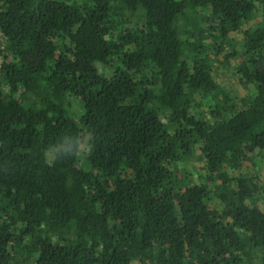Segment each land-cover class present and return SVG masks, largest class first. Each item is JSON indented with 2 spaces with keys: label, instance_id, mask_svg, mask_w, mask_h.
I'll use <instances>...</instances> for the list:
<instances>
[{
  "label": "trees",
  "instance_id": "16d2710c",
  "mask_svg": "<svg viewBox=\"0 0 264 264\" xmlns=\"http://www.w3.org/2000/svg\"><path fill=\"white\" fill-rule=\"evenodd\" d=\"M263 158L264 0H0V264H264Z\"/></svg>",
  "mask_w": 264,
  "mask_h": 264
},
{
  "label": "rangeland",
  "instance_id": "374dc122",
  "mask_svg": "<svg viewBox=\"0 0 264 264\" xmlns=\"http://www.w3.org/2000/svg\"><path fill=\"white\" fill-rule=\"evenodd\" d=\"M238 37H239V35L236 34V33L231 34L230 37H227L225 39V46L226 47H230V48L233 49L234 46H233V43L230 40H231V38H236V40H237ZM218 80H219V83L221 84V86L224 89H226L227 91L234 92L235 94L240 93L241 88H240V86L236 82V79L233 76L232 69H229V68L222 69L221 72H220V75L218 77ZM84 158H85L84 155H82L81 156L82 163H84ZM189 165H192V164H189ZM262 167H264V163H262Z\"/></svg>",
  "mask_w": 264,
  "mask_h": 264
}]
</instances>
